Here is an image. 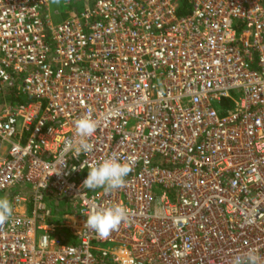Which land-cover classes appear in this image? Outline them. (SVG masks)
Wrapping results in <instances>:
<instances>
[{"label": "built area", "instance_id": "2783aa9c", "mask_svg": "<svg viewBox=\"0 0 264 264\" xmlns=\"http://www.w3.org/2000/svg\"><path fill=\"white\" fill-rule=\"evenodd\" d=\"M85 1L56 24L50 0H0V95L24 101L0 106V264H264V0ZM113 154L126 185L82 187ZM115 204L108 238L84 227Z\"/></svg>", "mask_w": 264, "mask_h": 264}, {"label": "clouds", "instance_id": "9594fccd", "mask_svg": "<svg viewBox=\"0 0 264 264\" xmlns=\"http://www.w3.org/2000/svg\"><path fill=\"white\" fill-rule=\"evenodd\" d=\"M75 133L79 138L75 152L87 153L93 150V145L88 142L97 130V122L88 114L74 122ZM132 171L130 162H121L118 156L103 159L99 163L88 165V174L82 187L86 189L102 188L108 194L119 190L126 185V177ZM13 214V206L7 197H0V225L6 223ZM127 209L120 204L109 207H94L86 216L84 227L94 231L102 239L108 238L113 231L128 219ZM261 257L254 249L248 250L244 255L233 257L231 264H260Z\"/></svg>", "mask_w": 264, "mask_h": 264}, {"label": "rangeland", "instance_id": "374dc122", "mask_svg": "<svg viewBox=\"0 0 264 264\" xmlns=\"http://www.w3.org/2000/svg\"><path fill=\"white\" fill-rule=\"evenodd\" d=\"M85 5V0H50L49 10L53 23L57 24L68 17L74 16ZM0 197H3V195H0Z\"/></svg>", "mask_w": 264, "mask_h": 264}, {"label": "trees", "instance_id": "16d2710c", "mask_svg": "<svg viewBox=\"0 0 264 264\" xmlns=\"http://www.w3.org/2000/svg\"><path fill=\"white\" fill-rule=\"evenodd\" d=\"M24 101L21 96L18 95L16 90L10 89L5 91L3 94L0 95V106L3 107L4 104H22ZM234 102L231 99H225L223 100L219 107L221 110H223V113L227 110H230L233 108Z\"/></svg>", "mask_w": 264, "mask_h": 264}]
</instances>
